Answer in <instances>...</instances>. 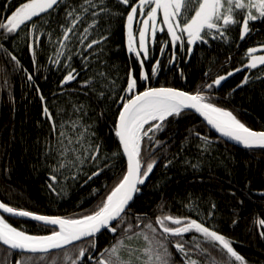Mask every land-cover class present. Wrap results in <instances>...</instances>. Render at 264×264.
<instances>
[{
	"label": "trees",
	"instance_id": "16d2710c",
	"mask_svg": "<svg viewBox=\"0 0 264 264\" xmlns=\"http://www.w3.org/2000/svg\"><path fill=\"white\" fill-rule=\"evenodd\" d=\"M7 2L0 0V19L4 15H11V11L24 0H13L5 8ZM82 2L67 0L72 6ZM96 2L99 4V0ZM105 4L113 13L123 14H101L99 27L89 30V40L96 38L98 33L109 35V39L104 45L103 55H92V50L84 53L90 61L86 71L85 61L79 53L88 41H85V45H69L73 52L78 53L70 61L65 58L68 54L65 50V56L59 58V63L52 62L56 59L58 47L55 41L61 36L58 24L64 23L63 4L52 14L53 18H49L48 24L40 25V32L28 35L29 28L25 27L5 39L0 31V43L20 61L16 65L4 51H0V201L9 206L49 216L76 217L85 210L94 209L101 202L125 171L122 155L112 159L111 154L120 150L114 127L123 103L119 97L126 95L122 89L127 86L129 69H134L138 91H144L145 87L161 86L189 93L202 89L206 95L214 98L218 106L232 111L247 127L264 131V64L258 63L256 68L244 67L251 62V55L264 56V48H260L264 44V22H253L251 36L243 41L239 38L238 26L227 33V40L209 39L207 44L198 41L193 45L190 57L177 48V59L172 64L169 63L173 51L171 45L163 54L160 52L161 46L170 37L167 34L157 35L155 41L151 40V59L145 61L144 67L151 74L153 64L159 59L160 70L146 83L139 80L140 65L127 50L126 15L130 9H125L117 0H105ZM92 19L86 14L84 21L77 24L78 32H83ZM48 32H53L52 42ZM134 35L137 39V33ZM36 36H39L41 43L35 49L37 56L34 64L29 45ZM253 47L258 51L246 56L247 49ZM69 63L80 75L76 81L62 86L60 82L69 71L64 65ZM237 68L242 70L236 72L219 90L214 86L212 89L203 87ZM98 72H105L107 79H102ZM28 75L33 76L32 82L28 80ZM245 77L248 80L243 83ZM89 78L96 81L94 89L81 87L83 81ZM241 84V87H237ZM37 88L40 89L39 93ZM99 92L105 93L104 98H100ZM40 94L45 97L44 101L40 100ZM45 105L54 116L63 108L64 119L82 117V124L92 126L89 131L95 132V136L90 139L101 145L96 161L85 159L83 164L53 171L54 167H58L57 161L63 157L52 151L55 138L43 114ZM73 105H84V109L73 112ZM56 118L59 121L61 116ZM169 119L165 131L157 133V139L163 141V145H148L156 153L157 165L148 181L139 186L141 191L131 202V223L135 225V218L140 215L144 223L151 221L159 232V226L155 224L156 216H190L185 205L195 204L205 216L207 226L218 229L235 241L233 247H252L257 260H264V240L259 235V219L264 218V197L258 194L264 191V150L239 149L224 143L188 111L179 119ZM189 129L198 131L201 137H207V141L196 137L194 132L190 135ZM87 140L86 137L84 148H88ZM81 154L90 157L93 152L89 149L85 153L82 148ZM167 160H172V163L165 168ZM99 168H104V171L85 183L87 176ZM53 175L56 176L55 182L50 179ZM49 183L55 184V192L49 189ZM94 189L97 190L95 193ZM213 203L216 209L210 218L208 212ZM190 217L197 219L196 216ZM5 218L13 226L30 234H47V229L36 222ZM233 219L238 220V225L232 224ZM144 223L135 231L147 232L151 237L152 233L144 227ZM119 235L118 232L115 236ZM131 244L140 250L137 254L142 255L148 241L141 235L134 238Z\"/></svg>",
	"mask_w": 264,
	"mask_h": 264
},
{
	"label": "snow or ice",
	"instance_id": "6c2138e0",
	"mask_svg": "<svg viewBox=\"0 0 264 264\" xmlns=\"http://www.w3.org/2000/svg\"><path fill=\"white\" fill-rule=\"evenodd\" d=\"M12 3L13 0H8L5 8ZM117 3L123 5L125 9H130L126 15L127 50L134 55L140 65L139 80L146 83L160 70L159 59L153 64L151 74L145 71L144 67L145 61L151 59L146 37L150 36L151 40L155 41L158 23L161 25L159 31L164 32L166 27V34L170 37V40L161 46L160 52L163 54L170 44L173 51L169 63L172 64L177 59V48L185 51L190 57L193 45L198 41L207 44L209 39L227 40L229 39L227 33L237 26L240 28L239 38L243 41L251 36L254 30L251 26L253 22H264V0H135V2L117 0ZM61 4L64 5V23L58 24L61 36L55 41L58 47L55 51L56 59L52 62L59 63V58L65 56V50L68 53L65 58L70 61L78 53L73 52L69 45L76 43L85 45V41H88L83 51L79 53L85 61L86 71L90 61L84 53L92 50V55L98 53L103 55L104 45L109 39V35L98 33L96 38L89 40L91 35L89 30L99 27L101 14H123L113 13L105 4V0H99V4L96 0H83L78 6L69 5L67 0H24L11 11V15H4L0 19V31L3 32L5 39L25 27L29 28L28 35L40 32V25L48 24L49 18H53L52 14ZM158 13H162V19L158 20ZM86 14L93 17L92 22L83 28V32H78L77 24L84 21ZM134 33H138V40ZM47 35L52 42L53 32H48ZM40 43L39 36H36L29 45L34 64L37 56L35 49ZM260 48H264V44H261ZM0 51H4L16 65L20 64L17 57L8 52L2 43ZM257 51L258 49L254 47L248 48L246 56ZM258 63L264 64V56L251 55V62L244 67L256 68ZM64 67L69 71L60 82L62 86L76 81L80 75L70 63ZM241 70L237 68L234 72L220 75L211 84L203 87L206 89H212L214 85L219 87L222 81ZM97 75L107 79L105 72H98ZM205 75L208 76L209 73ZM28 80L32 82L33 76L28 75ZM247 80L245 77L243 83ZM95 83L94 78H89L83 81L81 87L94 89ZM241 86L242 84L237 87ZM122 91L126 95L119 97L123 103L114 127L120 150L111 154L112 159H117L121 155L126 157V170L122 177L118 178L94 209L85 210L76 217L43 215L0 201V264H86L87 261H92V264H249L233 247L235 241L218 229L207 226L203 220L172 214L156 216L158 232L151 221L144 223L140 215L136 216L137 223L133 225L129 212L131 202L141 191L139 186L146 183L157 165L156 153L148 145L150 143L157 147L163 145L164 142L157 139V133L165 131L170 123L169 118L179 119L186 110H194L222 136L248 149L264 150V131H255L247 127L232 111L218 106L214 98L206 95L202 89L189 93L174 87L161 86L145 87L144 91H138V79L134 75V69H129L127 86ZM37 92H40L39 88ZM98 95L104 98L105 93L99 92ZM40 100H45L43 94H40ZM83 109L84 105H73V112H82ZM62 113L63 108L54 116L46 105L43 107V114L50 125V133L55 138L52 151L63 157L57 161L58 167L53 168L54 172L83 164L85 159L96 161L101 152V145L90 139L95 136V132L89 131L92 126L82 124V117L64 119ZM57 116H61L59 121ZM193 132L194 130L189 129L190 135ZM194 134L207 141V137H201L198 131ZM86 137L88 148H84ZM82 148L85 153L91 149L93 154L90 157L81 154ZM171 163L172 160H167L164 167L167 168ZM105 167L108 165L105 164ZM103 171L104 168H99L98 171L92 172L87 176L85 183ZM50 179L55 182L56 176L53 175ZM48 187L53 192L56 191L54 183H49ZM96 191L93 190L94 193ZM258 194L264 197V191ZM185 207L194 210L191 204ZM215 209L216 204H211V210L208 212L210 218L213 217ZM5 214L9 217L35 221L47 229V234H30L24 229L17 228L8 222ZM141 223H144V227L152 233L151 237L147 232L135 231ZM232 224L238 225V220L233 219ZM259 225L261 227L259 235L261 240H264V218L259 219ZM105 231L114 235L119 232L120 235L116 237L114 244L101 250L97 246V239L98 235ZM192 233L199 235H192L191 240L185 239L187 234ZM141 235L148 241V245L142 250V255H138L140 250L135 249L131 241ZM94 252H99V255L93 256ZM174 252L180 255L179 261L174 259ZM17 255L20 259L14 260L13 257Z\"/></svg>",
	"mask_w": 264,
	"mask_h": 264
},
{
	"label": "flooded vegetation",
	"instance_id": "af4514ba",
	"mask_svg": "<svg viewBox=\"0 0 264 264\" xmlns=\"http://www.w3.org/2000/svg\"><path fill=\"white\" fill-rule=\"evenodd\" d=\"M161 15H162V13H161ZM165 32H166V27H165V31L164 32L157 31V35H159V36L166 35ZM137 36H138V33H137ZM185 39H186V35H185ZM146 44H147L148 47L151 45L150 36L146 37ZM155 88H158V87H155ZM191 205H192V209H194V210H190L188 208V212H189L190 216H192V217L196 216L197 219L203 220V221L206 222V220H204L205 216L201 212L198 211V209L196 208V205L195 204H191ZM207 220H209V219L207 218ZM115 235L111 234L109 232H106V231L103 232V234H99L98 235V239H97L98 248L102 250L105 247H109L114 241H116V236ZM192 235H197L198 236L199 234H194V233L187 234L185 236V239L191 240ZM249 244H251V242ZM235 247L234 248L249 262V264H264V260H257L256 251L252 247L245 246V245L243 247H238V248H237V245H236ZM240 249H242V250H240ZM92 255L93 256H98L99 252H94V253H92ZM193 258H196V257L193 256ZM13 259L14 260L15 259H20V256L19 255L14 256ZM174 259L179 261L180 260V255L178 253L174 252ZM86 264H92V261H87Z\"/></svg>",
	"mask_w": 264,
	"mask_h": 264
},
{
	"label": "water",
	"instance_id": "95a60500",
	"mask_svg": "<svg viewBox=\"0 0 264 264\" xmlns=\"http://www.w3.org/2000/svg\"><path fill=\"white\" fill-rule=\"evenodd\" d=\"M237 73L235 72V74L233 76H235ZM233 76L231 77H228L225 81H222L221 83V86L219 87H215L216 90H219L228 80H230ZM192 114H194L196 117H198L201 122L206 126V128L219 140L223 141L224 143L228 144V145H231L233 147H236V148H239V149H248V148H245L242 144L234 141V140H231L229 139L228 137H225V136H222L221 133H219L218 131H216L215 128H213L211 125L207 124V122L203 119V117H201L198 113H195L194 110H186ZM116 140H117V143H118V146H119V141H118V138L116 137ZM120 149V147H119ZM254 149H259V148H254ZM123 159H124V162H125V165H126V157L122 156ZM126 170V169H125ZM148 181V180H147ZM146 181V182H147ZM5 217H8V218H17V217H9L7 214H5ZM22 220H27V221H32L28 218H20ZM35 222V221H33ZM37 223V222H36Z\"/></svg>",
	"mask_w": 264,
	"mask_h": 264
},
{
	"label": "rangeland",
	"instance_id": "374dc122",
	"mask_svg": "<svg viewBox=\"0 0 264 264\" xmlns=\"http://www.w3.org/2000/svg\"><path fill=\"white\" fill-rule=\"evenodd\" d=\"M159 19H162V15H161V13H158V20ZM159 27H161V25H159V23H158V31H159ZM139 37L137 36V39H138Z\"/></svg>",
	"mask_w": 264,
	"mask_h": 264
},
{
	"label": "bare ground",
	"instance_id": "6f19581e",
	"mask_svg": "<svg viewBox=\"0 0 264 264\" xmlns=\"http://www.w3.org/2000/svg\"><path fill=\"white\" fill-rule=\"evenodd\" d=\"M147 127V126H146ZM116 137V136H115ZM125 169H126V165H125ZM91 181V180H90ZM89 182V181H88ZM8 218V217H7Z\"/></svg>",
	"mask_w": 264,
	"mask_h": 264
}]
</instances>
